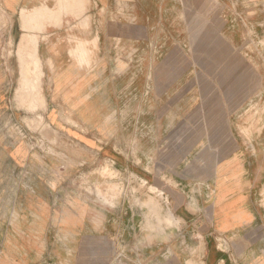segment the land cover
Listing matches in <instances>:
<instances>
[{
    "label": "crops",
    "instance_id": "1",
    "mask_svg": "<svg viewBox=\"0 0 264 264\" xmlns=\"http://www.w3.org/2000/svg\"><path fill=\"white\" fill-rule=\"evenodd\" d=\"M229 3L230 0H3L5 11L13 17L22 9L46 8L50 11L46 12V18L50 13L55 20H47L41 27L36 22L22 25L14 20L8 25V33L0 34V109L6 102L5 94L10 91V86H18L21 78L19 60L28 59L31 48L24 44L23 50L21 41L34 42L40 63L38 90L44 96L48 125L56 130L66 128L61 118V113L66 110L77 124L88 131L92 128L97 136L104 132L102 125L109 124V141L118 149L110 151V160L116 167L138 171L132 165L136 154L121 151L122 146L126 147L121 142L126 140L124 125L128 109L140 108L143 114L149 106L156 105L158 111L164 110L160 94L166 87L167 92L171 89L172 92L182 91L185 85L180 84V79L188 78L184 89L193 94L189 95L191 99L187 106L188 122L197 123V118L202 115L204 124L219 126L218 140L228 142L227 146L212 148L209 152H214L218 158L214 177L208 181L214 191L205 196L206 199L202 198L201 186L195 195L199 209L196 212L189 210L188 197L179 188L184 185L180 173L187 166L181 164L182 152H164L165 115L161 111L156 117V135L151 138L147 131L146 140L141 139L143 152L139 157V171L166 192L179 224L181 221L193 223L191 232L204 240L202 264H264V135L256 131L246 139L245 125L250 120L245 119L244 110L249 103L237 97L229 99L226 97L230 93L229 86H214L212 80L213 77L239 76L233 68L235 59H230V55L235 53L236 56V51L230 53L229 50V45L237 43L235 38L225 35L228 34L225 25L229 23V16L225 13L229 12ZM235 5H232L233 10L244 12L241 0H236ZM198 30L203 34L200 35ZM219 30L220 42L207 35ZM183 40L187 54L181 52ZM9 44L13 46L12 59H6L5 46ZM182 61L186 67H182ZM237 89L238 85L232 86V93L239 94ZM132 93L129 102L126 101V95ZM153 93L158 95L153 96ZM138 100L140 105L137 107L134 101ZM153 140L156 143L149 145ZM93 141L97 143L96 139ZM34 156L23 149L4 152L7 163L0 168L15 170L26 162L31 169L28 163ZM193 169L196 171L195 166ZM42 170L56 177L67 172L51 165H45ZM202 170L212 173V167L207 169V164ZM52 182L49 179L37 182L34 185L37 194L18 192L14 195V203L40 202L53 206V200L50 198V203L46 195V189L53 188ZM64 183L61 181L56 186L63 188ZM23 186L22 182L15 184L18 190ZM14 215L17 224H14L12 236L19 239L13 248L21 255L14 256L11 264H84L86 230L92 228L89 230L94 238L91 250L96 251L103 236L111 255L119 242L130 235L125 228L128 219L123 218L121 225L118 216L108 220L105 230L97 229V220L92 219L90 228L80 222L72 231H61L55 228V215L49 210L44 228L40 230L33 225L37 222L33 212L0 214V238L5 236V222ZM168 232L156 236L142 232L141 250L158 252L165 246V236L172 233L170 243H173L174 238L181 235L179 230ZM36 238L43 239L36 241ZM220 242L222 245L218 244ZM181 246L179 243V251ZM221 246L224 248L220 249ZM175 247V243L171 244L168 252L176 253ZM4 252L0 240V254ZM54 253L64 254V257ZM3 262L2 256L0 264Z\"/></svg>",
    "mask_w": 264,
    "mask_h": 264
},
{
    "label": "rangeland",
    "instance_id": "2",
    "mask_svg": "<svg viewBox=\"0 0 264 264\" xmlns=\"http://www.w3.org/2000/svg\"><path fill=\"white\" fill-rule=\"evenodd\" d=\"M241 2L244 4V12L233 10L232 5L236 6V0H230L229 12L225 13L229 16V23L225 25L228 34L225 35L235 38L237 43V45H229V50L230 53L236 51V56L234 53L230 55V59H235L233 68L239 76H231L226 79L213 77L212 80L214 86H229L230 93L226 96L229 99L237 97L245 99V102L249 103L244 110L245 119L250 120L248 125H245L244 131L247 139L256 131H261L264 135V0H241ZM34 11L36 10L22 9L19 15L13 17L5 11L3 0H0V34L8 33V25H11L14 20L20 21L22 25H29V18ZM47 20H55V18L48 15V18L40 19L36 23L41 27L46 24ZM36 30L41 31L42 29ZM27 31L35 30L27 29ZM199 31L198 33L202 35L203 33ZM207 35L212 36L214 41L220 42L221 30L211 34L208 32ZM183 42L184 40L181 52L186 53L187 45ZM24 44L30 46L31 49L27 53L28 59L19 60L21 78L17 87L10 86V91L5 94L6 102L0 109V166L7 163L4 152L23 149L24 152L34 153L35 156L28 163L31 164V169L26 162L15 170H12L11 167H7L5 170L4 167L0 168V194L3 199L0 202V214L23 215L33 212L37 217V222H34L33 225L40 230L44 228V219L50 210L55 215L53 222L55 228L61 231H72L77 228L76 226L80 222H84L90 228L92 219L97 220L98 228L95 226L97 229L105 230L108 228L110 218L118 216V222L121 225L123 224L122 219L127 218L128 222L125 223V228L130 235L119 242L112 255L107 250L108 243L103 236L99 239L101 245L97 246L95 252L92 251L94 238L89 233L92 228L85 231L87 235L84 240V258H86L84 264H178V262L202 264L204 261V240L200 236H196V232H191L194 229L193 223L187 224L181 221L179 224L166 192L159 189L155 181L149 180L139 171L141 166L139 157L143 152L141 139L146 140L147 131L151 138L153 134L156 135V117L157 113L161 111L165 115L162 139L164 152H182L181 164L187 166V169L180 173V179L184 185L179 188L188 197L189 210L191 212L198 211L195 195L200 192L201 186L204 189L201 191L202 198L206 199L205 196L214 191L213 185L209 182L214 177L218 158L214 152L213 154L209 152L212 148L227 146L228 142L218 140L217 129L219 126L204 124L202 115L197 118V123L188 122L190 115L187 106L191 99L189 95H193L188 94L184 89L187 88L188 78L180 79V84L185 85L182 87V91L172 92L171 89L172 91L167 92L168 87H166L165 92L160 94L159 97L164 102V110L158 111L156 105L149 106L147 113L143 114L140 108L128 109L125 116L126 125H124L126 140L121 142L122 145L126 144V147L122 146L121 151L123 154L125 152L136 154L132 159V165L138 170L128 171L116 167L108 156L110 151H118L115 149V143L109 141L111 129L109 124L102 125L104 132L97 136L92 132V128L88 131L77 124L76 120L70 117L72 114L66 110L65 113H61L62 121L67 125L66 128L56 130L48 125L45 121L47 107L44 96L38 90L40 63L36 57V46L34 42L31 43L28 40L27 42L21 41V48ZM199 45L200 43H198V48ZM12 47V44L5 46L6 59L13 57ZM217 51L219 52V50L215 52ZM181 63L182 67H186L183 61ZM236 65L238 69H235ZM234 85H238L239 94L232 93ZM13 89L15 91H12ZM258 91L263 93L259 94ZM130 95L133 96V93L126 95L124 99L128 101ZM154 95L158 94L153 93ZM218 97L221 99L220 95ZM134 103L137 104V107L140 105L139 100ZM179 106L181 109H178ZM175 116L177 119H174ZM128 121L132 123L127 124ZM81 133L85 135L83 136ZM93 139H96L97 143L94 144ZM149 142V145L156 143L155 140L153 143ZM247 143L246 141V145ZM187 152L192 153L189 156H184L183 154ZM204 164H207V169L212 167L211 174L206 170L201 171ZM41 165L43 168L45 165H51L53 168H61L67 172L56 177L50 172L44 173ZM194 166L196 171L193 169ZM188 167L190 168L188 169ZM152 170L150 169V172L155 173ZM43 179L54 182L51 183L53 188L46 189L48 201L51 203L53 200V206L40 202L21 203V205L14 203V195L18 192L23 194L38 193L34 185ZM61 181L65 182L63 188L56 186ZM20 182L24 186L18 190L15 188V184L18 185ZM55 182L57 183L55 184ZM3 186L8 187L3 188ZM14 218L15 215L9 217L10 221L5 222V236L0 238L4 244L5 252L0 254L1 258L4 257V264L13 263L14 256L21 255L13 248L19 239L12 236V230L17 224ZM7 228L9 229L7 230ZM169 230H179L181 235L175 237L173 243H170L172 233L170 236H165L163 244L165 246L158 252L148 253L141 250L140 236L142 232L156 236L157 234H169ZM42 239L36 238V241H42ZM150 239L151 237L148 240ZM167 240H169L168 243ZM174 243L176 253L168 252V248H171V244ZM179 243L182 245L180 251L178 250ZM218 244L222 245V242ZM54 255H63L64 257V254L54 253Z\"/></svg>",
    "mask_w": 264,
    "mask_h": 264
},
{
    "label": "bare ground",
    "instance_id": "3",
    "mask_svg": "<svg viewBox=\"0 0 264 264\" xmlns=\"http://www.w3.org/2000/svg\"><path fill=\"white\" fill-rule=\"evenodd\" d=\"M63 1V0H62ZM81 2V1H80ZM81 4V3H80ZM79 5V3H78ZM77 6V4H76ZM73 7V6H72ZM69 10V9H68ZM46 12H50L49 10L47 9H36V11H34L32 14V16L29 18V22L32 23V22H36L40 19H44L46 17ZM50 15V13H49ZM109 175V174H108Z\"/></svg>",
    "mask_w": 264,
    "mask_h": 264
}]
</instances>
